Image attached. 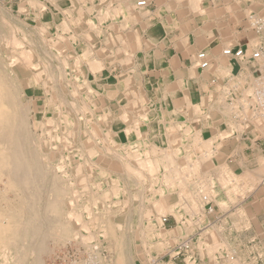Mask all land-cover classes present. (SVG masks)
Masks as SVG:
<instances>
[{"label": "bare ground", "instance_id": "bare-ground-1", "mask_svg": "<svg viewBox=\"0 0 264 264\" xmlns=\"http://www.w3.org/2000/svg\"><path fill=\"white\" fill-rule=\"evenodd\" d=\"M9 1L10 8L8 9L0 5V264H44L42 257L57 251H53L52 247L58 245L63 247L67 244L90 249L93 246L99 247L100 249L97 248L93 256L95 264H136L132 255L136 256L138 264H162L158 258L149 259L151 249L157 252L156 255L162 257L164 253L161 250L177 238L183 237L185 230L182 231L183 228L179 227L174 230H165L166 232L159 229L160 232H156L148 224V218L151 215L153 217L154 215L163 216L171 207L181 205L183 197L188 192L185 193L187 187L194 186L193 180L198 178L202 181L200 192L207 196L212 190L211 172L214 170L222 186H227L228 182L232 183L231 190L234 195L235 193L243 195L244 192L254 187L263 191L264 164L253 172L239 174L237 177L230 174L226 165L222 163V156L218 153L215 156L219 165L217 168L212 167L214 153L210 150L209 137L207 143L208 139L199 142L198 135V137L194 135L190 138L189 141L193 144L201 143L200 148L203 151L197 155L199 157L188 149L184 151V156L180 157L185 149L182 148L183 146L182 149L172 148L170 152H167L148 145L145 140L141 139L131 145L127 153L124 151L125 156H122L117 153L119 145L108 136L109 132L101 137L102 119H108L113 109L103 108L104 100L98 97V90L93 91L91 87V83L96 80L102 82L106 77L101 57L105 53L102 52L100 45L102 41L99 37L105 33V41H109L112 47L115 45L116 55H126L125 59L122 57L124 60L120 59L121 63L125 66L130 65L131 55L139 47L140 35L137 29L132 35L126 36V34L132 30L133 22L139 19L137 10L142 9L137 6L139 0H134V4L133 0H97L98 5H93V0H84L83 3L78 0H18L16 14L13 13L12 0ZM247 1L250 2L249 5L246 4ZM191 2L190 0V4ZM199 3L201 0H194L191 4L197 10L190 8L203 17L205 22L208 21L209 25L213 24L211 21L214 18L219 20L225 17L223 15L226 13L228 17H230L229 14L233 16L232 20L235 22L241 20V17L246 19L245 35L240 37L246 39L251 49L258 47L264 40V26L261 29L256 26V23L264 25L263 0H232L230 4L220 8L216 7L215 10L207 7L201 8ZM146 4L149 3L146 2ZM173 6L174 4L171 3L170 7L173 8ZM190 8L187 10H191ZM93 10L95 22L87 17ZM190 20L188 21L191 22ZM186 24L187 22L184 25ZM109 29L112 33H108ZM224 45L226 49L232 48L229 40ZM197 52L194 60H196ZM219 52H221V57H217L218 54L214 52L213 55H209L205 50L199 52L205 53L209 62L208 68L200 70L205 71L206 78L213 74L223 78L228 77V82L232 84L230 88L233 87L239 93L241 92L240 97L235 99V102L230 100L231 103H228L226 101L227 90L217 94L211 92L210 96L201 97L198 103L192 104L185 96L187 106L184 107L189 114L199 116L208 113L211 120H222L227 123L226 131L219 135L221 138L228 136L232 130H237V132L253 130L263 135L264 111L259 107L256 97L259 90L258 80L252 76L250 78L249 73L242 70L244 64L239 65L240 74L233 76L232 64L229 60L231 58L223 55L222 51ZM190 58L192 59V55ZM52 59L55 62L52 63ZM148 60V57L145 58L144 63ZM192 66L194 64L191 68ZM189 74L194 75V72L191 71ZM228 86L229 84L225 85V87ZM80 93L84 94L83 97L81 96L82 99L79 98ZM39 95L44 98L42 109L36 107L34 103L35 97ZM88 95L95 97L90 99ZM123 96L127 110H121L123 112L119 120L127 125L132 115H140V118L146 121L149 119L146 124L141 125L144 134L147 127H153L154 113L149 112L148 103L135 91L127 89ZM254 105L257 106L255 110H250ZM175 109L180 112L184 111L179 106H175ZM181 128H185L184 132L188 133L186 124H173V122L166 124V134L163 138L164 141L166 140L165 148H167V143L173 146V143L179 141L176 133ZM81 150L86 153H81ZM63 151L72 154L68 162L63 156ZM198 151H200L199 148ZM75 156H85L84 162L94 160V163L99 161V164H101V159L121 160V163L115 166L122 168V173L130 178H128L130 184L137 186L138 189L142 188L143 192L151 193L150 198L144 197L145 195L142 198L149 201L148 206H142L143 209H141V217L147 219L146 224L148 225L134 228L127 238L122 234H116V231L122 230L119 223H111L108 219L102 218L104 213L97 211L98 205L103 204L110 195L115 197L118 192L123 194L126 192L125 188L119 185L118 179H110V187L99 195L90 196L92 201L90 198L89 201H81L82 196L77 194L74 190L76 188L73 189L71 186L69 172L65 170V167L74 163L75 171L72 177L73 180L74 176L79 177L80 181H77L79 191L89 190L88 184H93L89 179L93 172L90 168L92 165L87 163L84 164L86 171L83 172L84 170L81 169L83 164L77 162L74 159ZM105 171L100 169L97 172L99 175H104ZM158 173H160L159 178ZM192 191H194L193 188L190 193L195 197L196 194ZM133 196L135 197L136 194ZM155 196L158 200H155ZM202 198L207 201L206 196ZM121 201L113 205L127 206L128 199L124 197ZM192 205L196 207L195 202ZM192 208H189V211L195 213L196 209L191 211ZM188 215L190 216L189 213ZM178 217L177 220H179ZM90 227L100 230L102 240L108 243V246L103 249L112 252V258L104 257V253L101 255L102 249L98 234L96 231L92 232ZM162 235L161 241L152 242V238ZM89 240L95 241V245H89ZM49 243L52 245L51 248ZM137 245L140 246L141 252L137 251ZM176 246L174 248L176 252L172 249L169 252L178 253V248L183 252L189 250L188 241L178 243Z\"/></svg>", "mask_w": 264, "mask_h": 264}, {"label": "crops", "instance_id": "crops-1", "mask_svg": "<svg viewBox=\"0 0 264 264\" xmlns=\"http://www.w3.org/2000/svg\"><path fill=\"white\" fill-rule=\"evenodd\" d=\"M176 1L177 0H168L165 2V0H163V4L160 5V7L149 3L147 7L138 10V21L132 27L130 33L126 34V36L132 35L135 29L138 30V34L140 35L138 38L139 47L132 55L136 56V58L138 57V60L142 58L143 64L148 66L144 69L138 65V67L135 66V69L137 71L146 70L148 73H151L148 75L149 87L153 86L154 88H157L162 85L166 90L169 89V105H171L168 109L165 108L164 112L154 114L153 127L146 128L144 134L142 133V129L135 131L133 133V140H145L148 145L154 146L158 149H164L167 152H170L172 148H181L183 146L182 148L185 149L181 152L180 157L184 156V151L187 149L188 151L195 153L196 157H199L197 155L201 154V151H203V149L200 148L201 143L193 144V142L189 141L190 138L194 135H198L199 142H204L208 139L206 143L210 138V150L214 153L212 156L213 161L211 159L213 164L212 167L216 166L215 168H217L219 165L215 155L220 153L222 156V163L226 165L229 172H231L230 174L233 176L236 175L238 177L239 174L242 175L246 172H253L259 169L262 165L259 158L261 157L264 159V148L261 147L258 140L253 139L251 137L252 135L244 134L236 136L235 133H231V135H228V138H225L224 140V137H219V135L223 134L227 129L225 125H222V122L219 120L215 121L214 119L211 120L208 113L199 116L189 114L184 107L187 106L185 103V96L189 98V101H191L192 104L198 103L201 97H208L211 92H217V90L229 80L228 77L223 78L215 74L211 75V78H206L205 71L200 70L194 60L197 51V53H199L202 50H205L209 55H213V52L216 53V55H219V51H221L228 40L231 43L232 48L243 46L247 52H249L251 48L248 46L246 39L239 38L237 32H234L231 37H228L224 32L220 34L219 32L217 33V31L216 33L211 31L209 33L207 32L208 30L204 31V20L202 17H198V15L192 16L190 14H188L186 18L183 17V8L188 7L189 0H183L179 3L177 1L175 4ZM171 3L174 4L173 8L170 7ZM182 22H184V24L187 22V24L184 25ZM223 37L225 38L223 39ZM222 41L225 43L223 42L222 44ZM191 55L192 59L190 58ZM218 55L217 57H221V54ZM147 57L149 60L147 63H144V60ZM229 60L232 64V74L233 76H237L241 72L239 65L244 63L232 58ZM193 64L194 66L191 68V65ZM244 66L249 68L248 72L251 75L249 65L244 64ZM191 71L194 72V75L189 74ZM211 79H213V82ZM151 82H153V85ZM161 82H163V84ZM175 106L182 107V110L184 111H177ZM186 118L188 120H186ZM183 120L185 121L183 122ZM172 122L173 124H186L188 126V130L186 131L188 133L184 132L183 129L185 128L179 129L176 133V137H178L179 141L173 143V146L172 144L167 143V148H165L166 140H163L166 134L165 127L167 123ZM137 140L136 142H138ZM148 141L151 144H149ZM198 148L200 151H198ZM211 174L213 184L212 190L209 193L210 196L208 195L209 198L207 194H202L200 192L203 183L196 178L193 180L194 186L187 187L185 193L188 192L185 196L183 195L184 197L181 205L171 207V209H169L171 213L167 211L163 214V219L161 218L162 225L167 231L179 227L183 228L182 231H186H183L186 235L183 234V237L177 238V240L170 245V248L174 249L177 247L176 245L178 243L188 241L189 250L186 252L182 251L179 254L176 253L174 256L167 255L164 261H162V264H264V188L262 187L263 191H260L258 187H254L252 190L244 192L243 195L237 193L234 195L231 190L233 186L232 183L228 182L226 183L227 186H222V183L218 180V176H216L217 173L213 171ZM254 183L258 184V182ZM192 188L195 191H192L196 194L195 197L190 193ZM191 195L192 197H189ZM201 196H206L207 201ZM212 199L214 201H212ZM155 200H158L157 197ZM194 202L196 203V207H193L192 205ZM220 206L221 208H219ZM185 208L188 211L184 210ZM189 208H192L191 211L196 209L195 213L190 212ZM177 217L179 220H177ZM187 221L189 223H187ZM213 249L217 251H214ZM227 255L231 256V259H228L229 256Z\"/></svg>", "mask_w": 264, "mask_h": 264}, {"label": "rangeland", "instance_id": "rangeland-1", "mask_svg": "<svg viewBox=\"0 0 264 264\" xmlns=\"http://www.w3.org/2000/svg\"><path fill=\"white\" fill-rule=\"evenodd\" d=\"M78 1L83 3L84 0H78ZM135 1H137V0H135ZM135 1L133 0V4L135 3ZM139 1H143V0H139ZM191 1H192L191 4H193L194 0H191ZM145 2L152 3L154 6H158V7H160V5L163 4L162 3L163 0H145ZM231 2H232V0H201V3H199V6L201 8H204V7L206 8L207 7V8H210L211 10H215L217 8H220L221 6L230 4ZM263 2H264V0H263ZM12 3H13V13L16 14L15 9L17 11V7H16L17 5L16 4L18 3V0H12ZM92 3H94L93 5H98V1L97 0H93ZM191 4H190V0H189L188 8L187 7L183 8V11H184L183 12V16H187L188 13H189L190 15H198V17H200L198 13L196 14L195 10H197V8L192 6ZM246 4L249 5L250 2L247 1ZM0 5L4 6L6 9H8V8H10V1L9 0H0ZM210 5L212 7H210ZM190 7L194 8L195 10L194 9L192 10ZM189 8L191 10H187ZM94 14H95V12L93 10L87 16V17H89L88 19L94 21ZM223 16H225V17H223V18L221 17L222 19L220 18L219 20H217L218 18H214L213 20L211 19L212 20L211 23H213L212 25H209V22L206 21L208 23V25H207V23L204 20V22H203V30L204 31L208 30L207 32H209V33H210V31L213 32V33H216V31H217L220 34L224 32V34L227 35L228 37H231V35H233L234 32H237L238 33L237 35H239V38H242L240 36L241 35H245V31H246V29H245L246 28V19L241 17V20H239L238 22H235L234 20H232L233 16H231L230 14H229L230 17H228V13L224 14ZM136 22H133L134 24H132L131 27H133L136 24ZM214 22H215V24H214ZM104 23H106V22H104ZM108 33H112V30L110 31V29H109ZM104 37H105V33L103 35H100L99 38L102 41L100 43L101 49H103L102 52L105 53L101 57H102L103 62H104L103 66L105 67L104 69L106 70V77L104 78V80L102 82H100L98 80L94 81L93 83H91V87H92L93 91H94V89L98 90V92H99L98 93V97L100 99L104 100L105 105H103V108H105V109L107 108L109 110L113 109L111 114H110V117L108 119H105V118L102 119L103 128L100 129L101 133H102V134L100 133V135H101V137L102 136L104 137L105 133L109 132L108 136L110 138H112L115 142H117L118 145H119L117 153L122 155V156H125L124 155V151H126L125 153H127V151H129L128 148H130V146L133 145L136 142V140H137V139L133 140L134 139L133 133L135 131H138L139 129H142L141 125H143L144 123L146 124L149 119L146 121L144 119H141L140 115L139 116L138 115H132L129 124L126 125V124L121 123V120H119V119H121L120 118L121 117V112L127 110V107H126L127 104L125 103V101L123 99V97H124L123 94L125 93V91H127V89H128V91H130V90L131 91H135L141 97L143 96L144 100L148 103V108L150 110L149 112L151 114H152V112L155 114V113L164 112L165 108L168 109V107L171 106V105H169L170 104L169 103L170 102L169 89L166 90V88L163 87L162 85L157 87V88H154L153 86L149 87L148 86L149 85L148 84L149 83L148 75L151 74V73H148L146 70L137 71L135 69L136 67H138V65H139V67H142L144 69L148 66L146 64L145 65L143 64L142 58L140 60H138V57L136 58V56L131 55V64L128 65V66L123 65L121 63L120 59H123V58L125 59L126 55L125 56L116 55V48H114L115 45H113V47H112V45L109 44V41H105ZM263 41L264 40H262L261 43ZM107 48H109V49H107ZM226 48L227 47L223 46L222 49H226ZM222 49H221V51H222ZM111 50H113V51H111ZM114 52H115V54H114L115 56L113 55ZM53 62H55V60L52 59V63ZM135 65H136V67H135ZM242 70H246L248 72V68H246L244 66L242 67ZM126 72H127V74H126ZM152 75H153V73H152ZM249 75H250V73H249ZM250 78H251V75H250ZM161 83H163V82H161ZM151 84L153 85V82H151ZM227 84H229V86H228L229 88L225 87V85H227ZM227 84L226 83L223 84L217 90V92H213V93L217 94V93H220V92H226V90H227L228 94L226 96V101L228 103L230 102V100H231V102H235L240 97L241 92L239 93L238 90H235L233 87L230 88V85H232V84H230V82L227 81ZM222 89H223V91H222ZM83 95L84 94L80 93L79 94V96H80L79 98L82 99ZM93 97H95V96H93ZM93 97L91 95H88V98H90V99H92ZM203 97L205 98L206 96H203ZM42 99H44V98L41 95H39V97H35V99H34L35 106L38 107L39 109H42V107H43L42 106L43 105V100ZM252 107H254V108H252ZM252 107L250 108V110H255V108L257 106L254 105ZM122 109H123V111H121ZM46 110H48V109H46ZM154 117H155V115H154ZM95 120L96 119H94V121ZM219 121L223 123L222 124L223 126L224 125L226 126L227 123L223 122L222 120H219ZM152 124H153V121H152ZM127 128H128L129 131L127 130ZM231 133H235L236 136L244 135V134L252 135L251 137L253 139H255V140H258V143L261 144V147L264 148V133L262 135V134H260L258 132H254L253 130H250V131L249 130H244V131H239V132H237V130H232V131H230L229 135H231ZM225 138H228V136H224L223 139H225ZM148 143H149V141H148ZM120 147L122 149H120ZM82 152L84 154L86 153V152H84V150H81V153ZM63 156L66 159V161L68 162L69 161V157L72 156V154L67 152V151H63ZM84 158H85V156L84 157H78V156L74 157V159L77 160V162H79V163L82 162L83 165L86 164V163L88 165L89 164L92 165V166H90V168H91V170L93 172V175L89 179H90L91 183H93V184H90V183L88 184L89 185V190L87 191L88 193L85 192V191H79L80 190L79 182H77V181H80L79 177H75L74 176V180L75 181L73 180L72 174H74V171H75L74 170L75 167L73 166L74 163H71V165L65 167V170H67L69 172V179L71 180L70 183H72L71 186L73 187V189L76 188L74 190L77 192V194H81V196H82L81 201H83V202H86V200L89 201L90 196L93 197V194H94V196H96V195H99L101 192L106 191L110 187V183H109L110 179L111 180L118 179L119 180V185L122 188H125L126 192L124 194L122 192H118L115 197L110 195V197H109L110 199L109 198L106 199V201H104L103 204L100 203L98 205V207H97V211L99 213H104L105 214V215L104 214L102 215V218L108 219V221H110L113 224L114 223H119L120 224L122 230L121 231H116L117 235L122 234V235H124V236H126L128 238V236H130V234L132 233V230H134V228H139V227H142V226H146L148 224L151 227H153L154 231H156V232H160V230H162V229H163L162 230L163 232L167 231L166 228H164L162 223H161V220L163 219L162 215L161 216H155L154 215V217L151 215V217L148 218L149 219V223H148V221H146L147 219L145 220L144 217H141L142 216V210L141 209H143L144 206H148V202H149L148 200H145V199H142V198H143L144 195H145L144 197L147 196L148 198H150L151 193H149L147 191L143 192L142 188L138 189L137 186L134 187L133 184H130V181H129L130 178L126 177V175L124 173H122V168L115 166L117 164L119 165L121 163V160L117 161V160H115L113 158H108L107 160L101 159V164H99V161H98V163L97 162L94 163V160H92V162H90V161L84 162L83 161ZM259 160L262 162V165H263L264 164L263 163L264 159H262L260 157ZM112 164H114V165H112ZM83 165H82L81 169H83L84 171L83 170L82 171L85 172L86 171V165H84V166ZM100 169L102 171L103 170L104 171L107 170V171H105L106 174L99 175L97 171L98 170L100 171ZM158 174H159L158 175V178H159L160 173H158ZM96 187H99V188H96ZM140 190L142 191V194H141ZM138 191H140V192H138ZM134 194H136L135 197L133 196ZM92 197L90 198V200L92 199ZM124 197H125V199H128L127 206L117 207V206L113 205V203H116L117 201H118V203L122 202L121 200L124 199ZM155 197H153V198H155ZM110 202H111V204H110ZM138 206H139V208H138ZM140 206H141V208H140ZM116 208H117V210H116ZM139 210H141V211H139ZM154 218H156V220L157 219L158 220L156 221ZM137 221H140V222H137ZM132 222H134V223L132 224ZM140 223H141V225H139ZM146 223H148V224H146ZM90 230H92V232L96 231V233L98 234V237H99V240H100L99 241L100 242V247L102 249L101 250V255H103V253H104V257H106V258H108V257L110 258L111 257L112 258V256H113L112 252H107L106 250L103 249V248L108 246V243L106 241L102 240V237H101V234H100L101 233L100 230H98L96 227H90ZM162 237H163V235L161 237H154L151 240H152V242H158V241L162 240L161 239ZM173 242L174 241H172L171 244ZM88 243H89V245H95V241H93V240H91V241L89 240ZM171 244H169L167 247H165V248H163V250H161L164 253V255L162 257L156 255L157 252L155 250L151 249V251L149 253V259L158 258L159 261L162 263V261H164V259H165V257L167 255L174 256L176 254L175 253L176 251L174 249H172V250H174L175 252H171V253L169 252V251H171V248H170ZM58 246L57 247L56 246L52 247V245L49 243V247L50 248L52 247L53 251L54 250H58V249H60L62 247L61 245H58ZM136 248H137V251L141 252V248H140L139 245H137ZM55 252L56 251H54L53 254ZM53 254L51 253V254H48V255L52 256ZM178 254H179V252H178ZM48 255L42 257V262L44 264H47V262L49 261V259L51 257V256L48 257ZM43 258H45V259H43ZM132 259L134 260V262H136V264H138L136 256L132 255ZM148 264H150V263H148Z\"/></svg>", "mask_w": 264, "mask_h": 264}, {"label": "built area", "instance_id": "built-area-1", "mask_svg": "<svg viewBox=\"0 0 264 264\" xmlns=\"http://www.w3.org/2000/svg\"><path fill=\"white\" fill-rule=\"evenodd\" d=\"M137 6L145 8L147 4L145 1H139ZM256 26L261 29L264 25L256 23ZM222 54L249 65L251 76L259 82V90L256 97L259 107L264 111V41L258 47L250 49L249 52L241 46L223 49ZM195 61L199 69L208 68L209 62L205 53H198ZM97 248V246H93L90 249L75 244H67L58 249L47 264H95L93 256H95ZM178 250L179 253L182 252L179 248Z\"/></svg>", "mask_w": 264, "mask_h": 264}]
</instances>
